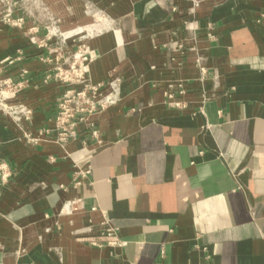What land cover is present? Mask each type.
I'll return each mask as SVG.
<instances>
[{
	"label": "crops",
	"instance_id": "0c3cea01",
	"mask_svg": "<svg viewBox=\"0 0 264 264\" xmlns=\"http://www.w3.org/2000/svg\"><path fill=\"white\" fill-rule=\"evenodd\" d=\"M44 1L64 33L96 21L89 6L117 34L62 41L38 17L0 21V80L32 112H0V264H264V0H197L193 15L190 0ZM82 45L96 54L88 82L105 91L118 75L120 98L60 142L69 86L54 74Z\"/></svg>",
	"mask_w": 264,
	"mask_h": 264
},
{
	"label": "built area",
	"instance_id": "2783aa9c",
	"mask_svg": "<svg viewBox=\"0 0 264 264\" xmlns=\"http://www.w3.org/2000/svg\"><path fill=\"white\" fill-rule=\"evenodd\" d=\"M191 6L188 8V13L193 15L196 8L199 5L197 0H190ZM17 0H0V21L5 24L21 27L24 23V19L19 15L17 10ZM87 12L90 13L95 22L85 25L84 29L86 33L74 32V34H80L84 37H89L99 32L102 28L111 29L116 35L117 30L110 24V20L101 16L99 12H92L91 7L86 8ZM96 15H99L100 19H96ZM55 20H51V23L45 26L46 35L48 38H58L62 41L71 37L73 33H64L59 29ZM88 27L90 31L88 32ZM186 32L189 30L193 32V26L189 22L185 24ZM33 38V37H32ZM192 39V36L190 37ZM119 41V39L117 38ZM186 41V40H185ZM184 42L176 41L172 43V49L177 52H183ZM195 54L194 63L200 70V74L204 76L206 68L204 65L203 55L196 52V49L190 48ZM96 58V54L90 50L86 45L78 47L76 51L71 54V57H66L67 67H57L54 76L61 80L64 84L69 86L62 93L59 100V112L55 117V125L59 130L58 141L65 142L70 138L76 136V128L78 123L84 120L89 115L104 110L105 108L116 104L120 98V84L121 78L118 75H113L106 84V90L103 91V84L101 83H90L88 82V71L89 63ZM78 85V87H73ZM10 79L0 80V112L5 116L9 117L16 124H22L23 121L29 120L31 117V109L23 104H15L11 102V99L15 95V89L12 88ZM179 105V103H175ZM85 114V115H83ZM95 133V132H94ZM23 136L30 142H36L37 136H32L28 132H24ZM89 171V168L80 169L78 174L84 176ZM11 174L8 163L0 158V182L5 183ZM78 199L67 200L62 204V212L70 213L77 209ZM91 231V228H83L76 230L75 233H87ZM106 236V243L109 245H124L123 240H119L116 237V229L113 227H107L104 230ZM79 240L90 242L91 245H98L99 242L90 237H84Z\"/></svg>",
	"mask_w": 264,
	"mask_h": 264
},
{
	"label": "rangeland",
	"instance_id": "374dc122",
	"mask_svg": "<svg viewBox=\"0 0 264 264\" xmlns=\"http://www.w3.org/2000/svg\"><path fill=\"white\" fill-rule=\"evenodd\" d=\"M17 8L19 15L24 19L23 21L38 17V20L42 21L44 27L51 23V20H55L58 25V21L51 16L50 10L46 7L44 0H17Z\"/></svg>",
	"mask_w": 264,
	"mask_h": 264
},
{
	"label": "bare ground",
	"instance_id": "6f19581e",
	"mask_svg": "<svg viewBox=\"0 0 264 264\" xmlns=\"http://www.w3.org/2000/svg\"><path fill=\"white\" fill-rule=\"evenodd\" d=\"M93 17V16H92ZM95 17H96V19H100L99 18V15H96L95 14ZM91 23H92V21H91ZM91 23H89V24H91ZM85 25H88V24H84V25H80V26H77V27H74V28H71V29H69V30H71L72 32H81V33H86V31H85V29H84V26ZM74 30V31H73ZM88 32L90 31V27H88ZM70 31V32H71ZM117 38H118V36H117Z\"/></svg>",
	"mask_w": 264,
	"mask_h": 264
}]
</instances>
